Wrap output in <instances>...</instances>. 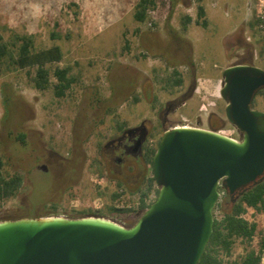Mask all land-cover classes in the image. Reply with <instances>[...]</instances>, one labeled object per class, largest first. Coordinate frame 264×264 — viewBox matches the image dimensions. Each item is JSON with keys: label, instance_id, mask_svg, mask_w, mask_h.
Masks as SVG:
<instances>
[{"label": "rangeland", "instance_id": "1", "mask_svg": "<svg viewBox=\"0 0 264 264\" xmlns=\"http://www.w3.org/2000/svg\"><path fill=\"white\" fill-rule=\"evenodd\" d=\"M138 1L0 0L4 39L11 33L30 34L36 49L58 46L63 59L51 68L70 66L78 76V84L59 99L51 90H35L26 70L0 75V156L5 172L23 177L16 195L0 203V221L39 215L79 218V212L91 210L125 227L133 225L143 212L106 209L122 199L132 205L136 197L131 191L137 171L126 169L136 168L135 158L119 169L109 161L120 177L102 164V147L120 135L114 129L116 116L127 128H145L152 144L176 126L211 129L215 118L220 130L238 137L219 95L222 71L238 63L264 67L259 57L264 29L260 20L249 25L264 12V0H155L144 22L134 19ZM198 6L204 9L202 18ZM186 15L191 23L183 31L180 20ZM53 33L59 39H52ZM173 69L183 83L170 91L161 79ZM255 100L252 107L264 111V96ZM203 103L213 105L200 114ZM18 134L24 135V144L14 139ZM94 161L103 176L96 173ZM117 180L127 194L112 202ZM224 196L220 191L218 202L228 200ZM213 215L219 219L222 211ZM244 218L257 224L256 235L250 242L235 239L225 262L239 261L247 248H258L264 239V212L247 208Z\"/></svg>", "mask_w": 264, "mask_h": 264}, {"label": "water", "instance_id": "2", "mask_svg": "<svg viewBox=\"0 0 264 264\" xmlns=\"http://www.w3.org/2000/svg\"><path fill=\"white\" fill-rule=\"evenodd\" d=\"M262 90L264 67L223 69L219 95L237 139L163 131L150 166L157 196L130 227L94 214L1 220L0 264H198L220 191L239 197L264 181V111L252 107Z\"/></svg>", "mask_w": 264, "mask_h": 264}, {"label": "trees", "instance_id": "3", "mask_svg": "<svg viewBox=\"0 0 264 264\" xmlns=\"http://www.w3.org/2000/svg\"><path fill=\"white\" fill-rule=\"evenodd\" d=\"M200 1V0H198ZM155 0H139L135 6L134 19L137 22H144L147 17V12L153 8ZM198 18L204 16V9L201 6L197 8ZM181 29L186 31L188 25L191 23L189 16L181 17ZM259 23V18L253 17L249 23L250 27H254ZM203 27H206V21L201 22ZM52 39H59V35L53 33ZM259 57L264 59V45L259 52ZM63 59V53L58 46H52L44 49H36L34 36L30 34L11 33L8 39L0 34V75L13 73L16 71H27V76L32 84V87L40 92L51 90L55 98H64L74 85L78 84V76L72 73L70 66L59 67L52 65L59 64ZM165 83L164 88L173 90L175 87H180L183 83L181 74L173 69L165 78L161 79ZM264 96V90L258 93ZM8 99H5L6 103ZM112 103V100H108ZM139 98L133 95L132 102L137 103ZM256 104L254 99L252 106ZM110 108H107V113H110ZM114 129L116 133H121L127 128L125 121H120L116 116L113 118ZM210 126L213 131L221 129L222 125L215 118L210 121ZM141 127V126H140ZM14 139L20 144H24V135L18 134ZM159 139L151 144L149 136L144 137L143 146L141 149V156L136 158V168L126 166L127 171L135 172L137 181L132 186L138 201V206L119 209L114 206H107L109 212L118 213H133L143 212L154 201L157 196L158 189L154 183L151 175L150 166L153 154ZM3 158L0 156V203L10 199L16 195L22 186L23 177L20 173L9 174L5 172V164ZM96 166V173L103 176V168H101L98 161H94ZM110 174H113L110 172ZM116 175V174H113ZM115 190L110 194L112 202L117 201L127 194L123 189L121 181L114 182ZM221 192H223L221 190ZM226 197V194L225 196ZM151 198V199H150ZM149 199V202H146ZM247 208L254 209L256 212H264V181L254 186L250 190L244 192L241 196L235 198L233 201L228 200L217 202L214 210L220 209L222 211L221 218H214L213 231L210 239L204 249V252L198 264H260L262 255H264V239L261 240L258 248H247L245 253L241 256L239 261L225 262L223 256H230L232 245L235 239L250 242L253 240L257 231V224L249 222L244 218V213ZM49 212L50 215L54 214ZM80 216L85 214H92L91 210L86 212H79ZM94 214L102 216L101 212L96 211ZM49 216V215H47ZM38 217H42L39 215Z\"/></svg>", "mask_w": 264, "mask_h": 264}, {"label": "flooded vegetation", "instance_id": "4", "mask_svg": "<svg viewBox=\"0 0 264 264\" xmlns=\"http://www.w3.org/2000/svg\"><path fill=\"white\" fill-rule=\"evenodd\" d=\"M145 135L146 130L143 127L126 128L119 136L109 140L101 150H106L102 162L105 170L110 169L109 171L111 173H115L119 177L122 176V173L118 169L122 167V163H126L129 159H136L141 156V149ZM137 141H139V144L138 147L135 148ZM109 161L116 162L118 169L115 170L108 167ZM226 198L228 199V202H231V200L233 201L237 197H231L226 194Z\"/></svg>", "mask_w": 264, "mask_h": 264}, {"label": "built area", "instance_id": "5", "mask_svg": "<svg viewBox=\"0 0 264 264\" xmlns=\"http://www.w3.org/2000/svg\"><path fill=\"white\" fill-rule=\"evenodd\" d=\"M259 20H260V23H259V28L260 29H264V12H260V14H259ZM211 105H213L212 103H203V104H201V106H200V108H199V113L201 114V113H205L206 111H207V109H208V107H210ZM183 126H185V127H193V126H189V125H183ZM176 127H178V126H176ZM216 132H218V133H220V134H223V135H226V136H229V137H232V138H234V139H237L230 131H226V130H218V131H216ZM151 144H152V142H151ZM151 199V198H150ZM146 202H149V199L146 201ZM133 204V206H138V201H137V197H135L134 198V202L132 203ZM131 205H127V204H125V200L124 199H122L119 203H115V207H117V208H121V209H123V208H129Z\"/></svg>", "mask_w": 264, "mask_h": 264}]
</instances>
